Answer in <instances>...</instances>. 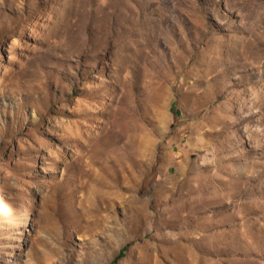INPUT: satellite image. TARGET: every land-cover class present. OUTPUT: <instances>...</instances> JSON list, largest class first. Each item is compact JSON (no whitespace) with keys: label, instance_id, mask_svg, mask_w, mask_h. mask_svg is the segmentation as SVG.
Segmentation results:
<instances>
[{"label":"rangeland","instance_id":"obj_1","mask_svg":"<svg viewBox=\"0 0 264 264\" xmlns=\"http://www.w3.org/2000/svg\"><path fill=\"white\" fill-rule=\"evenodd\" d=\"M264 264V0H0V264Z\"/></svg>","mask_w":264,"mask_h":264},{"label":"trees","instance_id":"obj_2","mask_svg":"<svg viewBox=\"0 0 264 264\" xmlns=\"http://www.w3.org/2000/svg\"><path fill=\"white\" fill-rule=\"evenodd\" d=\"M127 247H124L121 252L119 253V255L114 259V261L112 262L113 263H116L120 258H122L125 254V251H126Z\"/></svg>","mask_w":264,"mask_h":264}]
</instances>
